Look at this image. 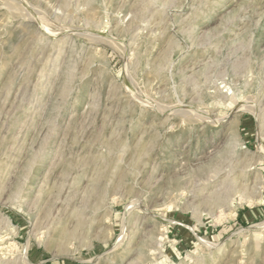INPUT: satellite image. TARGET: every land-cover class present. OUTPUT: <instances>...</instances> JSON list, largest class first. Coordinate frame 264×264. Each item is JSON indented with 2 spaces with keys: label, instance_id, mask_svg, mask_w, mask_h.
<instances>
[{
  "label": "rangeland",
  "instance_id": "rangeland-1",
  "mask_svg": "<svg viewBox=\"0 0 264 264\" xmlns=\"http://www.w3.org/2000/svg\"><path fill=\"white\" fill-rule=\"evenodd\" d=\"M263 151L264 0H0V264H264Z\"/></svg>",
  "mask_w": 264,
  "mask_h": 264
},
{
  "label": "bare ground",
  "instance_id": "bare-ground-1",
  "mask_svg": "<svg viewBox=\"0 0 264 264\" xmlns=\"http://www.w3.org/2000/svg\"><path fill=\"white\" fill-rule=\"evenodd\" d=\"M262 150V149H261ZM262 155L264 156V151L262 152ZM23 259H25V257L23 256ZM25 261H26V259H25Z\"/></svg>",
  "mask_w": 264,
  "mask_h": 264
}]
</instances>
